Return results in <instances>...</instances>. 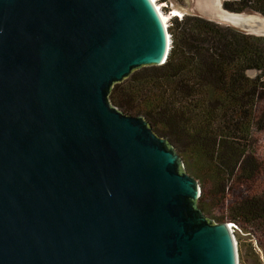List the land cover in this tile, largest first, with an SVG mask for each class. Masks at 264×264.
I'll list each match as a JSON object with an SVG mask.
<instances>
[{
	"label": "water",
	"instance_id": "water-1",
	"mask_svg": "<svg viewBox=\"0 0 264 264\" xmlns=\"http://www.w3.org/2000/svg\"><path fill=\"white\" fill-rule=\"evenodd\" d=\"M167 27L152 0H0V264H239L172 142L109 98Z\"/></svg>",
	"mask_w": 264,
	"mask_h": 264
},
{
	"label": "trees",
	"instance_id": "trees-1",
	"mask_svg": "<svg viewBox=\"0 0 264 264\" xmlns=\"http://www.w3.org/2000/svg\"><path fill=\"white\" fill-rule=\"evenodd\" d=\"M222 8L264 17V0H223ZM167 29L165 63L115 84L110 101L172 142L207 217L264 244V36L193 14L172 17Z\"/></svg>",
	"mask_w": 264,
	"mask_h": 264
},
{
	"label": "rangeland",
	"instance_id": "rangeland-1",
	"mask_svg": "<svg viewBox=\"0 0 264 264\" xmlns=\"http://www.w3.org/2000/svg\"><path fill=\"white\" fill-rule=\"evenodd\" d=\"M212 1L211 10L213 13L203 11V2ZM223 0H184L182 5H179L176 0H155L161 7L163 13L167 16V25L170 23V19L174 17L171 13L174 10H178L183 16L185 14H193L202 16L208 20H212L221 24L230 25L233 28L240 30L242 32L239 18L245 17L247 14H242V16L234 17L231 13L226 12L222 8ZM219 10L221 12H219ZM223 11V12H222ZM249 15V14H248ZM179 17V16H178ZM250 76H255L256 73L249 72ZM264 135V131H263ZM264 137V136H263ZM264 149V140L260 139L258 150ZM236 234V235H235ZM235 240L237 242L238 249V263L239 264H264V244L257 240L254 236L245 229H235L234 230ZM240 239V245L238 246V239Z\"/></svg>",
	"mask_w": 264,
	"mask_h": 264
},
{
	"label": "bare ground",
	"instance_id": "bare-ground-1",
	"mask_svg": "<svg viewBox=\"0 0 264 264\" xmlns=\"http://www.w3.org/2000/svg\"><path fill=\"white\" fill-rule=\"evenodd\" d=\"M153 1V3H154V5H155V7H156V9H157V11H158V13H159V15H160V17H161V20L163 21V23L167 26V16L163 13V10H162V8H160L159 9V4L157 3V2H155V0H152ZM212 1H206V2H203V5H202V7H203V11H205V12H207V13H209V12H211V13H213L212 12V10H211V6L212 5H215L214 3L212 4L211 3ZM219 12H221L220 10H219ZM223 12V11H222ZM172 15H174V16H182L181 14H180V12H178V10H174L172 13H171ZM254 19H256V20H258L256 17H254ZM241 26H242V28H245V27H247L248 29H251V28H254V26L255 25H251L252 23H247L246 25L243 23H241V21H240V23H239Z\"/></svg>",
	"mask_w": 264,
	"mask_h": 264
},
{
	"label": "built area",
	"instance_id": "built-area-1",
	"mask_svg": "<svg viewBox=\"0 0 264 264\" xmlns=\"http://www.w3.org/2000/svg\"><path fill=\"white\" fill-rule=\"evenodd\" d=\"M161 8V7H160ZM159 8V9H160ZM179 18H181V16H179ZM168 26V25H167ZM166 25H165V27H167ZM229 226H232L231 224H229ZM230 229L232 230V233L234 232V229H233V227H230Z\"/></svg>",
	"mask_w": 264,
	"mask_h": 264
}]
</instances>
